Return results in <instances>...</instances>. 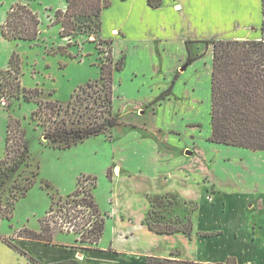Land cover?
<instances>
[{"label":"crops","instance_id":"obj_1","mask_svg":"<svg viewBox=\"0 0 264 264\" xmlns=\"http://www.w3.org/2000/svg\"><path fill=\"white\" fill-rule=\"evenodd\" d=\"M107 20L116 23L109 25L103 38ZM263 35L264 0H161L158 7L150 6L149 0H112V5L102 13L101 38L113 40V56L116 41L131 42L132 51L120 57L126 56L124 69L133 61L138 63V68L128 76V95L137 103L136 109L150 103L159 105L155 116L138 120H133L134 110V117L126 123L131 130L127 135L130 143L124 147L128 160L121 158L113 164L111 180L132 178L129 170L132 159L184 167L191 156L200 154L206 147L202 144L210 143L208 139L212 135L211 123L205 125L200 121L202 113L207 116L212 109L214 50L213 44L207 42L260 40ZM177 47L182 51L180 58L175 56ZM189 56L196 59L188 63ZM205 81L209 82L208 98L202 95ZM114 83L117 84L116 77ZM136 95L149 98L139 102ZM166 111L173 116L175 125L162 122ZM193 114L200 119H194ZM156 130L164 134L162 147L166 150L146 134ZM197 137L198 143L191 145L190 140ZM211 146L218 148L219 144ZM227 147L232 150L229 153L237 154L233 155L235 158L227 155L222 160L226 164L223 166L228 186H220L210 170L200 177L187 172L177 179L174 173L164 169L155 175L160 182L156 190L152 194L143 191L146 205L143 212L119 210L112 199L116 196L114 192L109 197L111 207L102 210L96 203L101 215L104 214V230L90 247L82 248L75 241H59V236L54 237L52 244L18 238L20 251H17L1 236L0 264H5V245L8 257L16 259H11L9 264H147L149 258L203 264L235 259L237 264H264V152ZM186 148H190L191 155L182 153ZM150 149L155 156L149 160ZM215 161L210 158V163H218ZM117 168L121 170L119 175ZM175 180L185 186L197 183L196 197L178 194L172 186ZM209 184L214 186L213 192L209 191ZM166 194H176L198 204L192 216L190 237L182 233L157 234L144 224L149 209L147 195Z\"/></svg>","mask_w":264,"mask_h":264},{"label":"rangeland","instance_id":"obj_2","mask_svg":"<svg viewBox=\"0 0 264 264\" xmlns=\"http://www.w3.org/2000/svg\"><path fill=\"white\" fill-rule=\"evenodd\" d=\"M20 3L22 0H0V72L7 70L12 57L17 56L21 66L22 88L26 90L40 89L43 93L36 96L34 100L27 101L23 92L7 100L6 95L0 91V237H5L6 244L11 245L9 243L11 242L17 246L18 238L26 239L28 237L25 230L40 231L41 223L45 221V227L51 229L55 239L59 236V241H75L82 248L90 247L89 239L86 243H82L80 238L84 232L92 229V223L96 221L93 213L88 208H76L75 211L81 210L84 213L79 215L80 220L74 223L69 217V213L72 217L76 214L67 210L71 207L69 202L84 198L83 195L68 197L80 187L78 186L80 179L84 180L82 186L86 190L91 189L96 181V188L93 189L92 195L95 203L102 210L112 206L109 197L111 192H114L116 196H113L112 199L119 210L138 213L143 212L146 206L143 191L152 194L156 190L160 182L156 181L155 175L164 169L174 173V177L177 179L180 176L184 177L187 172L195 177H200L205 171L210 170L220 186H228L224 172L226 164L222 160L227 155L235 158L233 155L237 156V154L229 153L228 151L232 150L224 145L220 146L219 144L218 148L211 146L216 144H212L209 139L210 143H200L206 147L201 149L200 154L191 156L184 167L170 163L156 165L154 162L136 158L129 163V170L133 173L132 178L122 177L114 182L111 180V177L114 176L113 164L119 162L121 158L124 161L128 160L124 147L130 143L127 135L131 130L126 126V123L134 117L132 115L134 110L136 115L133 120H138L151 114L155 116L159 105L150 103L136 109L137 103L134 102L135 100H131L132 97L128 95V76L133 69L138 68V63L135 61L129 63L123 72L114 75V81L116 77L117 84L114 83L113 114L125 123L108 128L97 136L85 138L83 142L78 141L70 148L60 149L59 143L49 138L50 133L47 127L45 129L34 119V112L37 111L40 102L58 101L64 109L52 120L55 121L57 118L58 122H66L68 128L85 129L89 123L103 121L98 118L101 107L93 100L97 96V92L102 90L101 65L106 62L108 46L94 42V37L89 40L80 38L72 46L68 45V40L61 36V26L55 22V13L59 10H66L65 0L30 1L28 7L40 20L38 37L32 41L7 40L2 35V26L11 8ZM113 22L114 20L106 21L107 27L103 31V38L108 34L109 25L111 26ZM130 51H132L131 42L116 41L114 43V58L127 55ZM181 55L182 51L177 47L175 49L176 58H180ZM89 84H93V87H88ZM82 88L86 89L85 93L81 94L86 100H84V106L74 112L72 107H69V103L77 98ZM202 95L207 98L210 95L209 82L207 81L203 84ZM136 97L139 98V102H146L149 98L148 95H136ZM87 105L89 106L87 107ZM211 114L212 109L207 116L202 113L201 119L198 116L195 117L194 114L193 116L194 119H200L206 125L207 122H212ZM176 120L180 123L177 117ZM12 121L18 123L26 134L25 140L29 147V156L11 163H2L6 156L8 126ZM160 121L161 119L158 120V123ZM162 122L165 125H175L174 118L169 111L163 113ZM135 130L138 129L135 128ZM174 133L178 134V132ZM146 134L155 139L161 147L165 145L162 131L156 130ZM12 135L17 138L13 145H19L20 133L13 132ZM180 137L183 140L181 133ZM153 139L151 140L153 141ZM198 140V137L196 140H190L191 145H196ZM162 149L166 150V147L164 146ZM186 149L182 153L187 156L191 155L190 148ZM170 150L173 151L174 148L171 147ZM148 154L149 160L155 156L151 149L148 150ZM210 158L215 159V162L218 163H210ZM141 170L142 174L139 173ZM94 179L96 180L94 181ZM33 182L35 183L33 184ZM178 182L181 183L179 180H175L172 184L178 194L196 197L194 196V187H197V183L190 182L185 186ZM28 187H30L29 190L25 191ZM208 189L213 192L214 186L209 184ZM172 195L176 198L168 197L166 199V202L173 200L174 205L164 211L165 221H175L177 218L185 217L187 210L192 206L191 204L186 205L185 202L194 203L179 195ZM53 196L56 198L54 202ZM10 202L15 204L10 206ZM103 215L102 218H104ZM89 220L92 222L88 223ZM70 222L72 225H77L74 232H67L63 229L64 226L71 227ZM90 237L93 240L94 237ZM3 251H5V264H9V261L12 263L13 257H8L9 252L6 245Z\"/></svg>","mask_w":264,"mask_h":264},{"label":"trees","instance_id":"obj_3","mask_svg":"<svg viewBox=\"0 0 264 264\" xmlns=\"http://www.w3.org/2000/svg\"><path fill=\"white\" fill-rule=\"evenodd\" d=\"M34 0H22V3L13 6L8 13L7 19L2 26V35L10 41H32L39 35L40 20L38 16L28 7V3ZM66 10L55 13V22L61 26V36L68 40L72 46L80 38L90 39L94 42L108 46L106 62L101 65L102 90L97 92L93 102L101 107L100 119L85 129L68 128L66 122L53 121L52 118L60 115L64 109L58 101L40 102L38 109L34 112V119L50 133L49 138L59 143V148H70L78 141L97 136L108 128L121 125L118 116L113 114L114 102V75L123 71L126 56L115 60L113 56V40L101 38L102 13L112 5V0H65ZM152 7H158L161 0H149ZM213 44V70H212V135L211 142L249 149L254 152H264V35L260 40H218L207 42ZM196 58L189 56L188 63ZM21 66L17 56H13L7 70L0 72V91L6 95L7 100L16 97L23 92L27 101H32L36 96L43 93L40 89L26 90L21 84ZM88 87H93L89 84ZM172 89V87H171ZM171 89L167 93L171 92ZM86 89L82 88L77 98L69 103L73 111L80 110L86 100L81 94ZM162 98V97H161ZM89 105H87L88 107ZM104 115V116H103ZM103 116V117H101ZM55 126H53V124ZM20 133V144L13 145L17 139L12 133ZM6 156L2 163H11L18 159H26L29 155V147L25 140V132L15 121L8 126ZM38 175V174H37ZM36 175V176H37ZM96 179H94L95 181ZM83 179L78 181L76 192L68 197L84 196L81 200H74L70 208L74 210L84 207L91 210L96 221L92 223V229L82 234L80 242L90 244L96 243L104 230V218L94 201L92 191L96 188V181L91 189L86 190L82 186ZM35 182H33L34 184ZM32 184V186H33ZM31 187V186H30ZM25 191H28L29 188ZM25 194L23 193V196ZM176 198L172 194L147 195L149 209L144 219V224L150 231L157 234L182 233L190 237L193 231V213L197 210V203L191 204L187 214L175 221H165L164 211L173 206ZM53 202L55 196H53ZM15 203L10 202V206ZM52 210V207H51ZM51 212V211H50ZM68 216V215H67ZM92 222L91 220L88 223ZM31 241L52 244L54 234L49 227H45V221L41 223L40 231L25 230ZM94 237L93 240L90 237ZM13 248L20 249L9 242ZM10 245V246H11ZM147 264H203L183 260H170L160 258H149ZM237 264L235 259H229L225 263Z\"/></svg>","mask_w":264,"mask_h":264},{"label":"built area","instance_id":"obj_4","mask_svg":"<svg viewBox=\"0 0 264 264\" xmlns=\"http://www.w3.org/2000/svg\"><path fill=\"white\" fill-rule=\"evenodd\" d=\"M79 208H82V207H79ZM76 209H74V210H70V211H72L74 214H76V216H74V217H72L71 215H70V211L68 212L69 213V217H71V220L72 221H74V223H76L77 222V220H80V216L79 215H81V214H83L84 212H82L81 210L80 211H75ZM48 215H50V214H48ZM95 217V216H94ZM69 224H71V227H68V226H64V230L65 231H72V232H74V229H75V227H77V225L75 224V225H72V223L70 222Z\"/></svg>","mask_w":264,"mask_h":264},{"label":"bare ground","instance_id":"obj_5","mask_svg":"<svg viewBox=\"0 0 264 264\" xmlns=\"http://www.w3.org/2000/svg\"><path fill=\"white\" fill-rule=\"evenodd\" d=\"M116 172H117V175H119L120 172H121V170L117 168V169H116Z\"/></svg>","mask_w":264,"mask_h":264}]
</instances>
